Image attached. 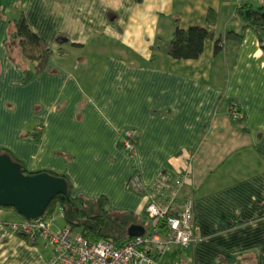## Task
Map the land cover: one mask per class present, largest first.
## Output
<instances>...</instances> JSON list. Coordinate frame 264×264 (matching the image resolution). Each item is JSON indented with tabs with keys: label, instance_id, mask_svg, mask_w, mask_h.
<instances>
[{
	"label": "crops",
	"instance_id": "obj_1",
	"mask_svg": "<svg viewBox=\"0 0 264 264\" xmlns=\"http://www.w3.org/2000/svg\"><path fill=\"white\" fill-rule=\"evenodd\" d=\"M239 5L0 0V147L30 171L67 174L75 195L107 196L113 208L145 217L149 199L132 188L133 172L151 187L163 170L179 173L190 164L191 176L177 193L166 190L164 201L172 192L180 207L193 199L197 238L168 249L156 264H264V205H256L264 204V48ZM23 11L54 50L47 70L27 83L10 57L16 44L5 43L9 21ZM196 25L218 37L243 35L225 38L220 52L208 40L196 59L170 56L176 29ZM129 127L139 134L134 153L120 146ZM40 131L42 139L31 140ZM22 221L0 208V264H51L47 241L32 244L15 232L12 224Z\"/></svg>",
	"mask_w": 264,
	"mask_h": 264
},
{
	"label": "trees",
	"instance_id": "obj_2",
	"mask_svg": "<svg viewBox=\"0 0 264 264\" xmlns=\"http://www.w3.org/2000/svg\"><path fill=\"white\" fill-rule=\"evenodd\" d=\"M256 4V2L250 0L240 1L238 14L246 27H250L258 33L261 45L264 48V6ZM207 19L211 25H215L217 21V12L214 9H210ZM9 26L10 31L8 37L5 39V43L8 46L11 41L10 38L17 42V53L10 50V57L18 67H22L25 71L26 77L23 81L27 83L34 76L42 74L47 70L52 56L54 55V50L41 35L33 30L25 11L22 12L18 19L9 21ZM233 34L240 37L243 35L242 32L237 34L236 32H229L225 37H218L214 29H208L205 26L196 25L187 29L178 27L174 33L173 39L168 45L167 52L176 59H196L203 54L208 40H214L215 52H220L224 48L225 38H230ZM60 39H62V37ZM60 51L63 52V48H61ZM29 63L34 65V70L27 67ZM129 128H133L136 131V135L132 137V141L136 144L137 150L139 144L138 130L135 127ZM42 137V131L30 135L31 140L36 141H40ZM128 139L130 138L126 137L125 134L120 143L123 149H125V140ZM0 154L10 156L13 161L21 166L25 174L36 173L30 171L25 163L11 150L0 147ZM39 172H47L55 176L64 177L67 181V194L55 196L47 207L46 213L54 215V212L58 209L57 213L63 216L67 226L72 228L74 233L82 234L88 241L98 242L104 240L116 243L120 246L135 238L131 237L129 232L130 227L134 224L143 226L146 230L145 232L151 231L149 229L150 227H147L148 216L145 217L143 214H138L134 211L113 208L107 196L91 198L83 194L75 195L73 193V181L71 177L65 173H58L53 170H43ZM161 173L173 177L178 174L168 170H163ZM133 176H138L140 178L137 171L133 172L130 181ZM154 190L155 193L160 195L164 194L166 191V189H159L153 185L152 187H148L147 190L140 192L148 196V193L154 192ZM148 199L150 201L149 196ZM173 202L175 203L176 200H173ZM256 205L263 206L264 204L256 203ZM0 208L15 210L13 207L0 206ZM174 208L180 209V206L175 205ZM15 232L24 236L32 244H37L40 239L34 240L28 234L20 230ZM161 255L162 254H158L156 257H160Z\"/></svg>",
	"mask_w": 264,
	"mask_h": 264
},
{
	"label": "built area",
	"instance_id": "obj_3",
	"mask_svg": "<svg viewBox=\"0 0 264 264\" xmlns=\"http://www.w3.org/2000/svg\"><path fill=\"white\" fill-rule=\"evenodd\" d=\"M230 113L234 119L243 117L237 107L232 106ZM135 135L136 131L133 128L126 131V137L130 139L125 140V149L129 153L136 150V144L132 141ZM190 173V167L174 177L160 173L152 186L167 191L174 188L177 193L190 177ZM130 183L133 189L140 191L148 189L138 176H133ZM175 192H172L165 201L164 194H157L155 190L148 193L150 201L146 212L154 220L153 229L120 246L104 240L88 241L82 234L74 233L68 226L60 231H54L52 224L56 216L46 212L37 221L24 220L12 224V227L15 231L20 230L28 234L34 240L44 238L51 243L53 246L51 264H156L158 254H163L171 248H186L197 238L198 223L195 218L194 201L187 198L180 209H175L173 202L177 196Z\"/></svg>",
	"mask_w": 264,
	"mask_h": 264
},
{
	"label": "water",
	"instance_id": "obj_4",
	"mask_svg": "<svg viewBox=\"0 0 264 264\" xmlns=\"http://www.w3.org/2000/svg\"><path fill=\"white\" fill-rule=\"evenodd\" d=\"M59 194H67L64 177L47 172L25 174L10 156L0 154V206L13 207L25 220L37 221ZM145 231L138 224L129 229L131 237L143 235Z\"/></svg>",
	"mask_w": 264,
	"mask_h": 264
},
{
	"label": "rangeland",
	"instance_id": "obj_5",
	"mask_svg": "<svg viewBox=\"0 0 264 264\" xmlns=\"http://www.w3.org/2000/svg\"><path fill=\"white\" fill-rule=\"evenodd\" d=\"M174 36V35H173ZM172 39H173V37H172ZM171 39V40H172ZM10 40H11V43H15L16 44V46H17V42L14 40V39H12V38H10ZM171 42V41H170ZM170 42H169V44H170ZM234 120H236V121H238L239 122V120L238 119H234ZM239 123H241V122H239ZM41 127L42 126H39V128H40V130H41ZM220 149V147H218L217 148V150H219ZM240 147L238 146L237 148H234V150L233 151H237V150H239L240 151ZM230 153V151L227 153V154H229ZM220 154V153H219ZM236 154H234V155H232V156H228V157H234ZM189 160H190V158H189ZM190 163V162H189ZM188 167H192L190 164H188ZM214 167H217V166H214ZM194 209H195V206H194ZM7 210H11V212H15V214L18 216V218L19 219H21L22 218V216L17 212V211H15V210H12V209H7ZM57 211H58V209L54 212V216H56V220L53 222V224H52V228H53V230L54 231H60L63 227H65V226H67V224H66V221H65V219L63 218V216H61L60 214H58L57 213ZM147 213V212H146ZM148 215V214H147ZM149 216V215H148ZM150 217V216H149ZM151 218V217H150ZM195 218H196V216H195ZM148 219V218H147ZM25 220V219H24ZM196 222H197V218H196ZM147 223H148V226L147 227H150L149 229L150 230H152L153 229V225H154V220L151 218V222H150V225H149V219L147 220ZM14 224H16V222H14L13 223V225ZM43 240H45V241H47L46 239H44V238H40L39 239V241H43ZM48 242V241H47ZM48 244H50L51 245V247H53L52 246V244L51 243H48ZM156 263H157V259H156Z\"/></svg>",
	"mask_w": 264,
	"mask_h": 264
},
{
	"label": "bare ground",
	"instance_id": "obj_6",
	"mask_svg": "<svg viewBox=\"0 0 264 264\" xmlns=\"http://www.w3.org/2000/svg\"><path fill=\"white\" fill-rule=\"evenodd\" d=\"M192 173V172H191ZM191 173H190V176H191Z\"/></svg>",
	"mask_w": 264,
	"mask_h": 264
}]
</instances>
